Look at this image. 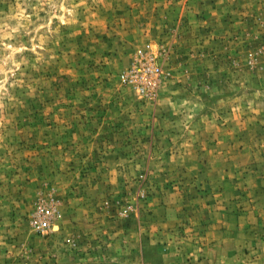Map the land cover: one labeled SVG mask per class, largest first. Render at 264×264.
<instances>
[{
	"label": "rangeland",
	"instance_id": "rangeland-1",
	"mask_svg": "<svg viewBox=\"0 0 264 264\" xmlns=\"http://www.w3.org/2000/svg\"><path fill=\"white\" fill-rule=\"evenodd\" d=\"M0 264H264V0H0Z\"/></svg>",
	"mask_w": 264,
	"mask_h": 264
}]
</instances>
